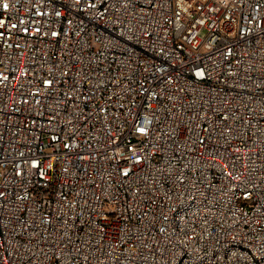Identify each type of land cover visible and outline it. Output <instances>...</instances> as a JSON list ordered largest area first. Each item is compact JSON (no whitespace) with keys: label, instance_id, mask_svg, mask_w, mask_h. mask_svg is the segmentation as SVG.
Instances as JSON below:
<instances>
[{"label":"built area","instance_id":"1","mask_svg":"<svg viewBox=\"0 0 264 264\" xmlns=\"http://www.w3.org/2000/svg\"><path fill=\"white\" fill-rule=\"evenodd\" d=\"M0 264H264V0H0Z\"/></svg>","mask_w":264,"mask_h":264},{"label":"rangeland","instance_id":"2","mask_svg":"<svg viewBox=\"0 0 264 264\" xmlns=\"http://www.w3.org/2000/svg\"><path fill=\"white\" fill-rule=\"evenodd\" d=\"M201 34H204V30H202Z\"/></svg>","mask_w":264,"mask_h":264}]
</instances>
